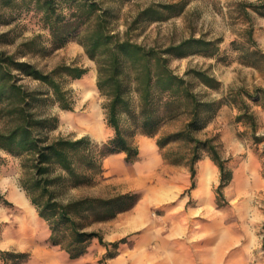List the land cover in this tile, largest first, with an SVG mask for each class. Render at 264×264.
<instances>
[{
  "label": "rangeland",
  "instance_id": "1",
  "mask_svg": "<svg viewBox=\"0 0 264 264\" xmlns=\"http://www.w3.org/2000/svg\"><path fill=\"white\" fill-rule=\"evenodd\" d=\"M56 1L66 8V0ZM98 1L100 6L112 10L116 31L123 34L131 27L130 36L146 46L177 44L192 36L212 42L213 55L201 52L181 58L174 56L171 66L180 74L189 68L207 69L222 83L219 89H208L219 103L202 136L216 135L222 143L224 157L229 159L232 179L223 188L225 198L218 194L220 169L206 153L197 163L196 186L191 188L190 168L168 163L156 138L136 132L134 142L140 149L137 160L126 162L125 153L107 155L102 159L103 175L97 176L95 185L70 190L75 196L139 194L132 209L119 213L117 219L90 227L101 232L106 243L116 242L117 247L106 246L96 238L84 256L71 259L61 246L51 243L50 227L39 216L22 185L21 159L0 149V194L9 201L0 202V250L30 253L29 259L21 264H165L167 251L189 246L186 237H172V229L181 222L184 231L190 227L199 233L198 242L202 244L214 232L221 233L222 242L225 234L232 233L237 237V248L252 249L253 264L261 262L264 259V93L253 98L246 93H255L256 87L264 88V58L252 55L245 30L252 23L254 37L264 50V15L251 10L250 22L240 12V0ZM152 4L173 6L164 10L166 19L151 20L152 14L141 13ZM42 15L34 0H0V35L4 34L0 45L48 72L64 64L86 66L88 73L80 79L60 78L71 90L73 109H64L50 99L43 111L56 118V126L49 129L52 137L87 135L92 142L102 144L113 137L114 130L106 123L104 98L96 84V62L76 40L55 47ZM188 49L191 51L195 46ZM22 81L30 88L39 86L29 77ZM244 101L256 116V132L248 120L239 118ZM174 128L171 125L168 130ZM205 161L211 165L208 173L201 170ZM16 192L24 194L32 205L30 211L14 197ZM188 215L197 221L189 220ZM118 217H124L123 221ZM0 264L15 263L0 257Z\"/></svg>",
  "mask_w": 264,
  "mask_h": 264
},
{
  "label": "trees",
  "instance_id": "2",
  "mask_svg": "<svg viewBox=\"0 0 264 264\" xmlns=\"http://www.w3.org/2000/svg\"><path fill=\"white\" fill-rule=\"evenodd\" d=\"M34 2L42 9L55 47L76 40L96 62V84L104 98L106 123L114 130L113 137L102 144L92 142L87 135L52 137L49 129L56 126V118L45 114V102L52 99L64 109H73L71 90L60 78L80 79L88 68L64 64L48 72L0 45V149L21 159L22 185L39 216L48 223L51 243L61 246L71 259L84 256L96 238L106 246L117 247L116 242L106 243L101 232L90 227L132 209L139 194L75 196L70 190L95 185L97 176L103 175L102 159L107 155L125 153L126 162L137 160L140 149L134 142L136 132L156 138L168 163L190 168L191 188L196 186L197 163L206 153L220 169L218 194L224 199L223 188L232 179L229 159L224 157L216 135L202 136L219 103L208 89H219L222 83L207 69L189 68L180 74L171 66L174 56L213 55L212 42L192 36L177 44L146 46L130 36L131 27L123 34L116 31L112 10L100 6L98 0H66L67 9L56 0ZM238 5L250 22L251 10L264 15V0H240ZM172 6L152 4L141 15L164 20V10ZM245 34L252 55L264 58L252 23ZM191 46L195 49L190 51ZM25 77L39 86L25 85ZM261 92L264 88L256 87L255 93L246 94L253 98ZM239 118L248 120L256 132V116L247 101ZM171 125L175 128L168 130ZM0 202L9 203L1 194ZM30 255L0 250V257L15 264L27 261Z\"/></svg>",
  "mask_w": 264,
  "mask_h": 264
},
{
  "label": "crops",
  "instance_id": "3",
  "mask_svg": "<svg viewBox=\"0 0 264 264\" xmlns=\"http://www.w3.org/2000/svg\"><path fill=\"white\" fill-rule=\"evenodd\" d=\"M204 164L209 165L210 162L205 161ZM187 217L191 221H197L192 216L189 217L188 215ZM123 219L124 217H118L120 221H123ZM181 224V222H177L174 226L172 237H186L189 246L187 249L173 248L167 251L165 254V264H253V250L250 248L238 249L237 237L234 234H225L226 238L222 242L221 233L214 232L207 239L206 244H202L198 242L199 233L197 231L192 230L193 228L189 226V230L184 231ZM257 264H264V259Z\"/></svg>",
  "mask_w": 264,
  "mask_h": 264
},
{
  "label": "bare ground",
  "instance_id": "4",
  "mask_svg": "<svg viewBox=\"0 0 264 264\" xmlns=\"http://www.w3.org/2000/svg\"><path fill=\"white\" fill-rule=\"evenodd\" d=\"M210 165V164H209ZM208 164H205L201 170H204V173H208L209 172V166ZM202 172V171H201ZM213 175V174H212ZM210 178V177H209ZM203 179V178H202ZM14 197L19 201L20 205L25 208L26 210L30 211V208L32 207V205L29 203V201H27V199L25 198L24 194L22 192H16L14 193ZM33 224V223H31ZM35 229V228H34Z\"/></svg>",
  "mask_w": 264,
  "mask_h": 264
}]
</instances>
